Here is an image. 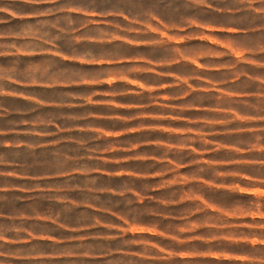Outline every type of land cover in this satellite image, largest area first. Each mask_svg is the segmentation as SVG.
Segmentation results:
<instances>
[{
    "label": "rangeland",
    "instance_id": "obj_1",
    "mask_svg": "<svg viewBox=\"0 0 264 264\" xmlns=\"http://www.w3.org/2000/svg\"><path fill=\"white\" fill-rule=\"evenodd\" d=\"M264 0H0V264H264Z\"/></svg>",
    "mask_w": 264,
    "mask_h": 264
},
{
    "label": "crops",
    "instance_id": "obj_2",
    "mask_svg": "<svg viewBox=\"0 0 264 264\" xmlns=\"http://www.w3.org/2000/svg\"><path fill=\"white\" fill-rule=\"evenodd\" d=\"M262 15H263V20L260 23H257L255 26L252 27L248 24L247 34L249 38L252 37L251 36L252 34H255L256 41L258 42V44L260 43L262 48V56L264 63V12Z\"/></svg>",
    "mask_w": 264,
    "mask_h": 264
}]
</instances>
